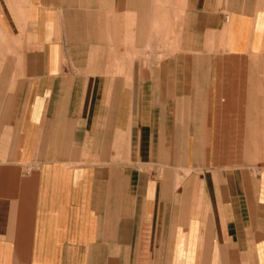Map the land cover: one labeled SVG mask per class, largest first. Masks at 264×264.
I'll return each mask as SVG.
<instances>
[{"label": "crops", "instance_id": "crops-1", "mask_svg": "<svg viewBox=\"0 0 264 264\" xmlns=\"http://www.w3.org/2000/svg\"><path fill=\"white\" fill-rule=\"evenodd\" d=\"M0 264H264V0H0Z\"/></svg>", "mask_w": 264, "mask_h": 264}, {"label": "rangeland", "instance_id": "rangeland-1", "mask_svg": "<svg viewBox=\"0 0 264 264\" xmlns=\"http://www.w3.org/2000/svg\"><path fill=\"white\" fill-rule=\"evenodd\" d=\"M164 9V7L162 6V10ZM164 11L168 14L171 12V6H165Z\"/></svg>", "mask_w": 264, "mask_h": 264}]
</instances>
